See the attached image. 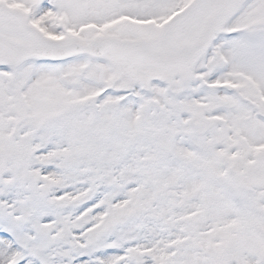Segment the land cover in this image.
I'll return each mask as SVG.
<instances>
[{
	"label": "snow or ice",
	"instance_id": "1",
	"mask_svg": "<svg viewBox=\"0 0 264 264\" xmlns=\"http://www.w3.org/2000/svg\"><path fill=\"white\" fill-rule=\"evenodd\" d=\"M0 264H264V0H0Z\"/></svg>",
	"mask_w": 264,
	"mask_h": 264
}]
</instances>
